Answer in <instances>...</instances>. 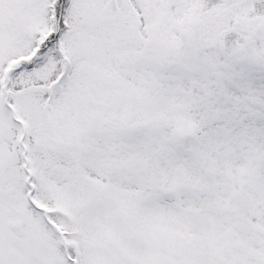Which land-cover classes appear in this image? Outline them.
Returning <instances> with one entry per match:
<instances>
[{
	"label": "snow or ice",
	"instance_id": "snow-or-ice-1",
	"mask_svg": "<svg viewBox=\"0 0 264 264\" xmlns=\"http://www.w3.org/2000/svg\"><path fill=\"white\" fill-rule=\"evenodd\" d=\"M0 264H264V0H0Z\"/></svg>",
	"mask_w": 264,
	"mask_h": 264
}]
</instances>
